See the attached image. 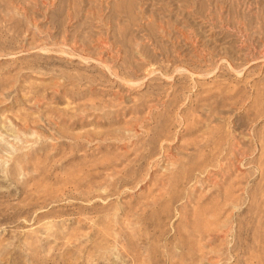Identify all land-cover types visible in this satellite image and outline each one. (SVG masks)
I'll return each instance as SVG.
<instances>
[{"label":"rangeland","instance_id":"374dc122","mask_svg":"<svg viewBox=\"0 0 264 264\" xmlns=\"http://www.w3.org/2000/svg\"><path fill=\"white\" fill-rule=\"evenodd\" d=\"M0 264H264V0H0Z\"/></svg>","mask_w":264,"mask_h":264}]
</instances>
